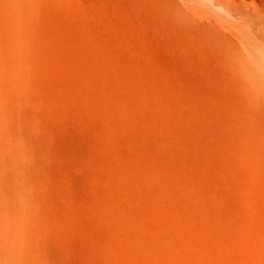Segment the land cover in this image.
<instances>
[{
  "label": "bare ground",
  "instance_id": "obj_1",
  "mask_svg": "<svg viewBox=\"0 0 264 264\" xmlns=\"http://www.w3.org/2000/svg\"><path fill=\"white\" fill-rule=\"evenodd\" d=\"M55 1L56 0H0V218L8 221V223L10 224L11 229H12V234L15 237L19 238V243L17 244V247L14 251H12L10 253L9 252H0V264H25V263L26 264H58V263H56L58 261L57 257H56V259L53 258L54 255H52L53 254L51 252L52 249H50V247L53 248L52 245H55L56 243H57L56 249L59 248L61 254L63 253L65 256V257H62L63 259L59 257L60 260L61 259L64 260V261H62L64 263H62L61 261H58V262H60L61 264L70 263L71 260L69 259V256L72 254L71 244L73 245V242H75L77 240L76 238L79 239L78 242H80V241H81L80 243L83 242V244H82L83 247L85 246V249L83 247H82V249H84L83 252L87 256L84 255L82 257V259L79 258L81 260V263H82V261H84V264H103L100 261L102 257L104 258L102 260L104 261L105 264L107 262V260H106L107 258H108L109 262L111 260L110 264H186L187 262H188L187 264H189V262L193 258H191L189 261L188 259L190 257H188V253L186 254V251L191 246H194V245L193 244L192 245L186 244V242L188 240H189L188 242H190L195 233L193 235L189 234L190 238L192 236L191 239L187 236L188 233L190 231H194L196 229L197 233L195 235L198 234L197 235L198 237L195 236L197 238V239H195V243L191 242V243L195 244V247H193V248H196L198 250L195 251L193 249L194 251L190 252V251H192L191 250L192 247H191L190 251L188 250L189 254L190 253H195V254L198 253V251H199L198 247L199 246L204 247L208 243L207 238H209V237L208 236L206 237L204 233L202 234L201 230H200L202 228L200 226L206 225V224H204V222L207 221V220L206 221L203 220V219H205L203 214L206 215L207 213H209L206 210V209H208L206 206L209 207V205L208 204L205 205L206 203H204V200L205 199L207 200V198H203L202 195L198 196V204L201 206V207L200 206L199 207L201 209L204 208L203 209V210H205L204 212H207V213H203V214L200 213V214H202L203 219L202 218L198 219V217H196L195 214H196L197 210L199 209V207H198V209H193V207H195V206L197 207V200H195V201L193 200L194 194H189V193H188L189 195L186 194V192H185L186 189L184 190L181 186L180 187L182 189H178L177 187H175L177 185L172 186V184H171L172 182L170 183L171 185H169V186H171L170 190H168L169 187L166 188L167 185L163 186V187H165L164 188L165 190L162 189L161 186H162V183L164 181L162 183H161V181H159V183H160L159 184L160 186H159L157 184L158 182L155 183L154 174H156L155 172L157 171V174L161 173L160 175H164V174H162L163 171L160 172V169L158 168L159 172H160V173H158V169L156 167H154L155 165H153V164H151L153 167H150V166L146 167L147 163H145V162L147 160L145 161V157H144V160L141 159L142 157L140 158L139 155L137 156V154H138V152H137V154H135L136 158H133L134 160H132V162H131V160H129L130 162L128 163V162H125L124 160H122L121 159L122 157L119 158V157H117V155L113 156L114 154L110 153V154H113L112 158L115 157V159H112V161L115 160L114 161L115 163L111 162V163H114V166H111L112 164L109 165L110 163H107V159H108V162L111 160V156L107 152L106 155L110 156L109 157L110 160L106 156L107 159L105 161H106V164H108V165H106L105 161H104L105 165H103V166H105V167L107 166L108 167L107 169H108V171L110 170V172L112 169L114 170V172L116 170L117 174H118V175H116V177L120 176V180H117L119 177H117V178L115 177L116 179L111 177L113 172L112 173H110V172L104 173L105 171L103 172L104 176H105V174H107V176L104 177V178H107L106 179L107 181L106 180H103V181H105V183L107 182L109 184H104L105 186L102 185L103 187H105V191L103 190L104 191L103 192L101 189V192H99V196H100L99 200L102 202L101 203L102 205L100 203H98V200H97L98 195L96 194V189L97 188L99 189V187L97 185H99L101 187V184H95L97 186L96 189L92 188L93 185L89 186L90 188L95 190V191H93V190H91V191L93 193L95 192L94 194H96L97 197L94 199H90L91 201L89 199L88 200L86 198L85 199H86V201L91 202V203L94 200L98 203V205L103 206V207H101L103 210L98 211L100 207L97 204L96 205L99 208L97 209L94 206V209H93L92 206L94 204H92L90 206L91 203L90 204L84 203L85 201L83 202V200L81 201L83 203H80L79 200L76 201V199H73V197L71 196V194L69 192H67V193L64 192L66 190H64L63 186H61L62 185L61 183H63L61 181H59V183L61 182L60 183L61 185L58 184L59 186H56V187H62L63 189L60 188L61 189V191H60V189L58 190L55 188L57 191H59L58 194L56 193V190L52 191V190H54L53 186L51 184L52 183L51 180H53V179H51L50 181H49V179L47 180V178H50L48 176H49V173H51V172H49V168H48L49 164L45 163L46 154L43 151L44 150L47 151V145H46L45 141L43 140V137L40 136L39 132H36L39 134L38 136H40L39 137L40 139L39 138L38 139H39V141L41 140V142H42L41 144L44 147V149L42 151L43 152L42 157H40V156L38 157L39 151L37 150L38 151L37 152L35 150L36 146L34 147V145H35L34 140H32V142H30L28 140L29 143L34 142L33 145L27 144V139H26L25 135H23V134H25L24 133L25 130L23 127H26V126H22L23 124L21 122H19L17 120V118L15 119L16 116L13 115V112H16L17 114L19 112H21L22 117L24 114H27L28 118L30 116L31 119H33V121L31 120L32 123L37 124L38 127L41 126V128H42L44 125V120H42L43 118H41V114H40V116L36 114L38 110L41 111V113H47V111H48L49 115H50V112L57 115V111L60 107H62V109L64 108L65 110H67V112L68 111L74 112L73 108L75 106H78V108H79V106H81L82 104L83 105L85 104L84 105V109H85V108H87V106H86L87 103H82V102L84 100H86V101L89 100V98H90L89 96H91V95H92L91 98L96 96L95 98H97L98 100L101 101L102 106L101 105L100 106L102 108L101 111H103L102 115L104 113V115H103L104 117H102V118L107 120V124H108L107 128H109V125L114 128V131H115L114 140L115 139L117 140L118 137L115 138L117 135L116 131L119 130V129L115 130V128H117V127L119 128V126H123V125L126 126L127 125V121L123 117L124 114H127V113H129V114L136 113L137 115L140 114L139 116L142 117L143 119H145L147 122H149V124L150 123L152 124V122L155 121L157 123V125H156L157 127L159 126V123L162 125L164 119L167 118V116L165 118L163 117V121H162L161 115H160L161 117L159 115L158 116L153 115L156 118L152 117L154 119H151V117H149V115L146 114L148 111L145 113V111L143 110L145 102L144 103L142 102L143 105L138 102V101H142V99L141 100L133 99V101L134 102L136 101V103L132 102V100L129 99V96H130V98L133 97L132 95L129 94L132 91H130L129 93H126L125 91H128V90H125V91L122 90V88L124 89V87H122L123 82H121V79L123 78L122 73L124 71H125V73H124L125 78H127V75H129V76L131 75V76H133V78L135 80H137L138 83H140L144 79H140L132 70L131 65H133V64L128 63V60L124 59L120 55L119 46L111 44L113 39L112 40L106 39L107 43H105L104 45L98 43L96 40H92L90 37V35H91L90 31H92L91 29H93V28L89 27L90 31H89V29H85V28L83 29L82 28L83 26L80 27V25L77 24L78 22L77 23L75 22V21H77V20H75V18H73V20H75V21H73V23H72L70 21L71 20L70 14L68 11H66L67 8H65V6H64L65 10L61 9L62 5H61V7H58V8H60V10L57 7H56V9L53 8V7H55V4L53 3ZM103 1H105V2H103L104 5L106 3L105 6H107V5L111 6V1H113V3L118 2L121 4L125 3V2L129 3L130 7L134 9V13L136 15L137 21H140V22L145 21V22L149 23L150 25H154L155 27L161 28V30H163V31H169L168 30L169 26L172 27L176 31L183 30V27H185L190 31L198 32L199 36H202L203 34L206 36L213 35L219 41V45L223 48V54L225 57L224 61H225L227 68L229 69V72L231 73V81L229 80V82H231V83L230 84L227 83V84H229V85L232 84V86H228V87L231 88V87L237 86V85H239V81H242L243 86H247L248 90L253 92L254 94H261V93L264 94V27H262L260 24H258L260 21V15H261L260 13L262 12L261 11L262 6L255 3L254 0H249V4H247V5L246 4H238V3H235L234 1H231V0H207V1H209V6H203V7L198 6L196 4L197 0H186L187 1V2L185 1L186 5L183 7H180V5L178 4L179 0H103ZM244 1L245 0H243V2ZM262 1H263V5H264V0H262ZM51 3L54 4V6L52 5L53 6L52 8H51ZM65 3H67V2H65ZM101 3H102V1H101ZM182 4H184V3H182ZM66 5H68V4H66ZM214 7H218V8L220 7L227 14L236 18L238 23L237 24H230V23L227 24L224 22V23H220L221 27L223 26L222 29H224V30L217 28V25L214 24V21H212L210 19L211 16L208 15L209 14L208 12H211V9ZM69 9H71V8H69ZM110 9H111V7H110ZM109 11H111V10H109ZM109 11H108V13H109ZM78 17H80V16H78ZM91 17H92V14H91ZM93 18H94V16H93ZM116 22H118V21H116ZM111 24L114 25V23H111ZM113 28H115V27H113ZM81 30H85V31H83L84 36L80 34ZM86 30H88V31H86ZM98 31L100 32V29H98ZM98 31H97V33H98ZM218 34L220 35V37ZM99 35H100V33H99ZM92 37H93V34H92ZM217 37H219L220 39ZM217 40H216V42H217ZM159 55H160V53H159ZM48 58L50 60L52 59V61L49 62ZM153 59H154V57H153ZM51 62H53V64L56 62L57 65H58V63L59 64L61 63V64H63V67H64V65H67L68 68H65L63 71L62 70L57 71L54 69L53 64ZM94 62L96 64H99L101 70L96 71L95 68H97V67L99 68V66L96 64L94 65ZM145 62L147 63V61H145ZM155 63H153V65H154V67H157V66H155V65H157V63L156 64ZM158 64H161V61ZM148 66L149 67L151 66V61L149 64L147 63V67ZM161 66H163V69L166 68L162 64H161ZM57 67H59V66H57ZM158 67L160 68L159 65H158ZM57 69H59V68H57ZM163 69L161 68V70H163ZM206 69L207 68H205V70ZM218 69L216 70V67H215V70H216V71H214V72H216L215 74L218 73L217 72V71H219ZM119 70H120V72H119ZM142 70H144V69H142ZM151 70H153V68ZM157 70H158V68H157ZM169 70L170 69H168V71ZM106 71L110 72L111 75L106 73ZM207 71H209V69H207ZM165 73H166V71H165ZM65 74L68 75L71 78L70 80L73 81L72 83L74 85L73 87L76 88V89L74 88L75 90H73V89H71V91H70V89L68 90V88H67L68 85H66V86L63 85V84H65V81H64V83L61 82L62 83L61 84L60 79L58 80L59 83L58 84L56 83L57 81H55L54 76L56 75V78H57L60 75V78H62L61 75L66 76ZM202 74L204 77L206 76L205 71L202 72ZM212 74H214V73L211 72L210 75H212ZM90 75H91V77L96 78V80L98 79V80H102L104 82H108V84H106V86H104L105 88L106 87L107 88L105 89L104 87H101V85L98 86V84H96V83L92 84V83H90L91 80L88 81L84 78V77L90 76ZM140 75H141V73H140ZM147 75H149V74H147ZM155 75H157V74H155ZM163 75L169 78V76L171 74L169 76H167V74H163ZM193 75H191V76L192 77H194L195 75L198 76V74H195L194 76ZM210 75H208L209 80L211 78H213V77L210 78ZM218 75L219 74H217V76ZM157 76L160 77V75H157ZM196 76H195V78H196ZM208 76H206V80H208V78H207ZM217 76H216V79H217ZM158 77H156L157 78L156 81H158V83H155V86H156L155 90L157 92L156 93L154 92V93L155 94L160 93V95H162L161 91H163V89H162L161 83H159L160 82L159 80L163 76H161L160 79ZM174 77H172V78L176 79ZM188 77H190V75ZM185 78H187V77H185ZM218 78H219V76H218ZM128 79H129V77H128ZM147 79L149 80V78H147ZM173 79H171V80H173ZM179 79H180V77H179ZM93 80H94L93 82H95V79H93ZM118 80H120V81H118ZM168 80L170 81V79H168ZM192 80L194 81V83L192 82ZM196 80H198V77L196 78ZM196 80L194 78H191V80H189V81H191V83L188 81L189 85L188 84L185 85L186 88H187V86H189V88H190V86L192 84L193 87L191 86V89H188V91H190V90L192 91V89H194V87H195L194 85L196 83ZM219 80H220V78L218 79V81ZM115 81H118V83H120V82L122 83V84H120L122 87L121 89L119 87V84L116 83V85L118 87L115 85ZM175 81L178 82V80H175ZM181 81L183 83V80H181ZM144 82H143L144 84H148V87L151 86V85H149L150 80L148 83H146V80H144ZM179 82H180V80H179ZM184 82H186V81H184ZM199 82H200V80H199ZM222 82L220 81V83H222ZM232 82L233 83L238 82V83L235 85ZM134 83L135 82H133L132 84H134ZM178 83H176V85H179ZM182 83H180V86H182L181 85ZM201 83H200L201 87H200V85H198L199 86L198 88H200V90H197L196 89L197 87H195V89H196L195 93L197 94V92H198V94L200 95V97H198V98L201 99V102H200V103H202L201 105H204V106L207 104L210 105L211 100L213 101L214 99H212V97H211L210 103H207V102H209L208 97L210 99V96L213 94L210 93V90H206L205 89L206 87L205 88L202 87L204 84V81L203 82L201 81ZM210 83H211V81L209 82V85H210ZM220 83L216 82L217 88H215V89L221 88V87H219L221 85ZM41 84L46 85V86L44 85L45 88H47L46 89L47 91L45 90L46 92L43 89L44 87L41 86L42 87L41 88L39 86ZM159 84H160V86H159ZM184 84H186V83H184ZM256 84H258L259 87L255 86L253 88L251 86V85H256ZM135 85H134V87H135ZM196 85H197V83H196ZM174 86H172L171 89L173 88L174 90H176V89L178 90L180 87V86H177V87H174ZM69 87H70V85H69ZM129 87H127V88H129ZM145 87H146V85L144 86V88ZM182 87H183V89L185 88L184 86H182ZM210 87H213V85L212 86L210 85ZM136 88H135V90H136ZM144 88L143 89L141 87L138 88L136 90L138 93L136 92V93H134V95H136V97L138 98V95L145 94L147 97L146 99L148 100V103L153 105L152 107L156 108L157 111H161L162 113L165 112V113H169V114L173 113V111H170L171 108L168 109V107L164 105V103H163L164 101L162 102V100H160L158 97H154L152 95V91L148 90L150 88L147 89L150 92L148 94H147V90H145L147 87L145 89ZM241 88H242V86H241ZM84 89L87 90L89 93L87 94V92H84L85 91ZM231 89H234V88H231ZM72 90H73V92H72ZM185 90L186 89H184V91L183 90L182 91L185 92ZM223 90L225 91V93H222V94H224L225 98H226V96L228 95L227 93H229L228 92L229 90H228V88L223 89ZM166 91L167 90H165V92ZM217 91L219 92V90H217ZM238 91H240V90L238 89ZM83 92L85 93V95L83 94ZM176 92H178L177 95L180 94V96H184V95L186 96V94L188 93V92L187 93L181 92V93H183V94H181L180 90H178ZM192 92H194V90ZM93 93H95V96L93 95ZM172 93H175V91ZM215 93H216V91L214 92V95H215ZM198 94H197V96H198ZM220 94H221V91H220ZM229 94H232V93L230 92ZM86 95H87L88 99H86L84 97ZM157 95H159V94H157ZM160 95H159V97H160ZM187 95L189 96L190 94L188 93ZM61 96L62 97L64 96L63 97L64 100H62L63 98L59 99V97H61ZM185 96L183 98H185ZM188 96H187V98H188ZM83 97H84V99H83ZM136 97H133V98H136ZM140 97L138 99H140ZM165 97H167V94ZM193 97H196V96H193ZM193 97H192V99H193ZM219 97H221V96H219ZM239 97L241 98V96H239ZM169 98H171V95ZM179 98H181V97H178V99ZM233 98L235 99L234 95H233ZM162 99H163V97H162ZM178 99L177 98L175 100L173 99L175 101L176 106H179L177 104ZM192 99H191V101L194 102L195 98L193 100ZM216 99H219V98H216ZM220 99H222V97ZM98 100H97V102L100 104V102ZM111 100L113 101V103L115 102L118 106V107L115 106L116 108H118L117 111L119 112V115H121V116H119L118 114L116 115V117L119 116L118 120L115 117V114H116V112L114 113L115 110H113V108H111V105L113 103L107 104V102L108 101L111 102ZM143 100H145V99H143ZM176 100H177V102H176ZM186 100H188V99H186ZM232 100L233 99H231L230 96H229V99H228V97L225 99V101L228 103H231V102L233 103ZM191 101L189 103H191ZM214 101H216V100H214ZM222 101L224 102L223 99H222ZM236 101H237V103L240 102L236 98L234 100L235 103H233V107H232V105H228V103H227L228 108H231V107L233 109L236 108L237 107ZM92 102H94V101H92ZM226 102H225V104H226ZM98 103H97V105H99ZM189 103H187V104H189ZM169 104H170V102H169ZM212 104H214V103L212 102ZM217 104H219V102ZM171 105L173 107V103H171L169 107H171ZM189 105L191 108V105H193V103L189 104ZM234 106H236V107H234ZM82 107H81V109H82ZM89 107H92V106H89ZM89 107H88L89 110L87 111V113L92 112V110L90 111L91 108H89ZM115 107H114V109H115ZM200 107H202V106H200ZM200 107H199V109H201ZM206 107H208V106L204 107L205 112L207 110ZM218 108H219V106H218ZM76 109L77 108L75 107V110ZM92 109L94 110L93 107H92ZM176 109H178V108H176ZM184 109H186V108H184ZM202 109H203V107H202ZM202 109L200 110V112L202 111ZM221 109H223V108H221ZM237 109L238 108H236L235 110L239 113V109L238 110ZM35 110H37V111H35ZM86 110L87 109H85V111ZM230 110H231V112L235 111L232 109H230ZM230 110L228 112H230ZM97 111L94 110V112H92V113H96V114L100 113L101 114L100 111L99 112H97ZM174 111H175V109H174ZM178 111H176V112H178ZM181 111H183V110H181ZM197 111L199 112L198 109H197ZM208 111H209V109H208ZM59 112H61V111H59ZM161 112H159V113L162 114ZM198 112H197V114H198ZM202 112L204 114V111H202ZM231 112L229 113L230 116H231ZM175 113H173V114H175ZM212 113L214 115L213 110H212ZM212 113H210V114H212ZM233 113H235V112H233ZM238 113H235L234 116H236V117L240 116V115H238ZM28 114H29V116H28ZM62 114L64 115V112H62ZM70 114H71V112H70ZM74 114H75L74 116H76V117L78 116L77 110H76V113H74ZM157 114H158V112L156 113V115ZM186 114H188V113L186 112ZM210 114H206L204 116L205 118L202 116L201 117L207 120L206 116L207 115L212 116ZM10 115L11 116L13 115V118ZM66 115H67V113H66ZM98 115H96V118L98 117ZM192 115H194V114H192ZM60 116H62V115H60ZM60 116H58L59 118H61L60 120H62L63 123L64 122L66 123L67 120L65 118L68 116L65 117V115H64L65 120H63L62 117H60ZM180 116H181V122L183 123L184 126H186L190 122V120H188L187 116L184 113H182L178 117H180ZM234 116H232V117L235 118ZM79 117H81V111H80V116H78L77 118H79ZM99 117H100V115H99ZM132 117H133V115H132ZM53 118L58 120V118H56V117H53ZM53 118L51 117V119H53ZM102 118H100V119H102ZM199 118H200V115H199ZM209 118H211V117H209ZM97 119H99V118H97ZM237 119L240 122L236 123V126H240L238 129L241 130L243 125L241 124V120H239V118H237ZM80 120L82 121V119H80ZM173 120H172V122L170 121L171 124L167 120L168 125L169 124L172 125V126L169 125L168 128L172 129L173 125L174 126L177 125L178 121L176 124H174L176 121L174 122ZM130 121L131 120H129V122ZM260 121H261V119H260ZM23 123H24V121H23ZM165 123H163V124H165ZM34 124L32 125L33 127H34ZM131 124H132V128H134L133 125L135 123L130 122V126H131ZM128 125H129V123H128ZM202 125H204V124H202ZM258 125L256 126V127H259L258 130L260 129V132L264 134L263 123L260 122V125L259 126ZM165 126H166V124H165ZM189 126H190V124H189ZM68 127H70V125ZM20 128L24 131L21 130L19 132V134H16V130H19ZM30 128L28 129V131H30ZM149 128L152 129L151 127H149ZM191 128H193V127L191 126ZM35 129L38 131V129L36 127H35ZM43 130H44V127H43ZM43 130H41V131H43ZM104 130H107V129L104 128ZM127 130H129V129H127ZM165 130H166V128H165ZM240 130H238V132ZM258 130H256V131L258 132ZM172 131H174V127H173ZM43 132H41V133L43 134ZM119 132H121V131H119ZM129 132L127 131L125 133L130 134L131 132L130 133ZM245 132L248 135V137L249 136L251 137L253 135V134L251 135L252 131L247 130ZM106 133H108V132H106ZM123 133H124V131H123ZM123 133H121V135ZM171 133L168 132V134H171ZM258 134H257V136H258ZM21 135H22V137H21ZM118 135L120 136V134H118ZM240 135H241V133H240ZM23 136H24V139H22ZM38 136H36L35 139ZM100 136L101 135H99V137ZM122 136H120V137H122ZM32 137H34V136H32ZM102 137H101V139H103ZM106 137H108V135ZM167 137H168V135H167ZM111 138L113 139V137H111ZM256 138L262 139V136L260 135L259 137H256ZM256 138H254V139H256ZM31 139H34V138H31ZM112 139H109V137H108V140L107 139L106 140L108 142L109 140H112ZM258 140H255V141L258 142ZM261 141L262 140H259V143ZM263 141H264V139H263ZM122 142H124V141H122ZM125 142H128V141L126 140ZM125 142H124V144H125ZM168 142H170V141H168ZM175 142H177V141H175ZM185 142H186V140H185ZM111 143H113V142H111ZM119 143L120 142H118V144ZM115 144L117 145V143H115ZM131 144H129V142H128V145L127 144L126 145L128 146V148H130L129 145L131 146ZM180 145L182 146V143ZM180 145L179 146L176 145V147L179 148V147H181ZM261 145H264L263 142H262V144H260V146ZM105 146H107V144ZM109 146H107V147H109ZM112 147H113L112 148V150H113L114 146H112ZM131 147H133V145ZM133 148H135V147H133ZM252 148H254V147H252ZM109 149H111V148L109 147ZM104 150H103V154H105ZM134 150H136V149H134ZM35 151H36L37 157H38L37 160L39 161V163H38V161L36 163L40 164V166L38 164H36L38 168L34 167L35 163H33L34 166L32 165V161H35L34 160L35 159L34 157L36 155ZM253 151L255 152V150H253ZM146 152H148V151H146ZM116 154H119V153H116ZM146 154L148 155V153H146ZM254 154H251L252 156L249 155L250 158H252V159H250L251 162H254L253 161L255 159L253 157ZM101 156H103V155L101 154ZM49 160L50 159H48L47 162H49ZM259 160L260 161L258 163L260 164V162L263 163L264 159H262V157H261ZM143 161H145V162L143 163ZM159 162H160V160H159ZM101 163H102V161H101ZM252 164L254 165L255 163H252ZM259 164L254 165V166H256V169H257V171H259L260 175L264 176V168H262ZM160 165H162V164H160ZM94 166L96 167V165H94ZM34 168L40 169V171L45 175L46 178L45 177H44L45 179L39 178L37 176L38 173L35 172ZM100 168H97L98 171H101L102 168H104V167H102L101 169ZM184 168H186V167H184ZM40 171L38 170L39 174H40ZM239 171H241L243 173L244 178H250V176L247 175L248 173L243 168L240 169ZM21 172L23 173V176L25 175V179H23V180L21 178L22 175H19ZM34 172L37 175H35ZM98 173H101V172H98ZM69 174H70V172H69ZM149 174H151V177L149 176ZM157 174H156V177H157ZM189 174H191V173H189ZM239 174H241V173H239ZM52 175H54V174H52ZM108 175H110V176H108ZM145 175H148L147 180L149 177L152 179V176H154L153 177L154 180H151L153 182H148V181H150V179L147 181L145 178L146 177ZM6 176H7V178H8V176H10L12 180L10 179V177L8 180L5 179ZM98 176H99V174H98ZM101 176L103 177V175H101ZM113 176H115V175H113ZM192 176H194V175H192ZM230 176L231 175H229V177ZM158 177H160V176L158 175ZM62 178H64V177H62ZM164 178H166V177H164ZM193 178H195V176ZM113 179H115V180H113ZM175 179H176V177H175ZM246 180H249V179H246ZM8 181L12 185H14V187H16V188L12 189L10 184L8 183ZM96 181H98V180H96ZM184 181H185V179H184ZM206 182H209V180H206ZM260 182L258 181V183L261 184V185L260 184L259 185L261 187L263 186L262 187L263 192H261V191L258 192L257 190L254 191L255 193L256 192L257 193H256V195L253 194V195H255V198L253 200L254 204H252V206L254 205L256 207V209H259V210H261V212L264 213V180H262ZM68 183H70V182H68ZM139 183H141L144 186V187L142 186V189L145 188L144 190L146 191V192H144L145 194L141 191L142 194L145 196V197L143 196L145 198L144 200L142 199L143 202L140 201L141 199L138 200V197H141V195H142L140 191H137V189H141V187L138 188ZM54 184H56V183H54ZM165 184H167V182ZM106 185H107V187H110V189L108 188L109 189V192L107 193L108 195H105L106 194L105 193L106 192ZM51 186H52V188H50ZM201 186H199V187L201 188ZM65 187H66V185H65ZM231 187L232 186H230V188ZM48 188H50V190L52 189L51 190L52 192H55L58 195V197L60 196L64 200V205L61 207L62 210L60 209L61 212L59 215H57V213H56L57 211H55V214H49L47 211L49 207L48 208H46V206H44L45 208L42 207V196L44 198L50 196L47 198V200L49 201V198H51V196L53 197V194H54V193L52 194L51 191H50V193H48L49 191L45 192V191L49 190ZM71 189H70V191H71ZM197 189H198V187H197ZM62 190H64V191H62ZM192 191H190V192L192 193ZM195 192H197V190H195ZM204 192H205V190H204ZM213 192L214 191H212V193ZM239 192H241V191H239ZM251 192H253V190ZM193 193H194V191H193ZM208 194H209V197L213 196V195L210 196L211 191H210V193L208 192ZM129 195L132 196L131 198H133V199H130ZM215 196L218 197L217 195H215ZM54 200H55V198H54ZM57 200H58V203L59 202L61 203L60 199H57ZM57 200L55 201V203H57ZM136 200H138V203ZM165 200H167V201H165ZM212 201H215V200L212 199ZM45 203H46V200L44 201L43 204H45ZM93 203H95V202H93ZM215 204H216V202H215ZM137 205H138V208L136 207ZM47 206H53V205L52 204L49 205V203H48ZM88 207H89V209H88ZM227 207H229V205H227ZM125 208H126V210H124ZM42 209L43 210L46 209L47 212L46 211L43 212ZM129 209H135V210H133L135 213H137V212L140 213L141 210H142V212L147 211L146 213L151 214V216H147V217L152 218L150 220L153 221L152 222L153 225H150L152 223H151V221L148 222V219H147V221L145 220V218H147L146 217L147 214H144L143 216H145V218L142 219L143 216L139 217L140 214L138 216V214H135V213H134V215H135L134 216L132 214L131 210H129ZM137 209H138V211H137ZM139 209H141V210L139 211ZM162 209H164V210H162ZM165 209H167L169 214H168V212L167 213L165 212ZM96 210H97V214L95 215ZM118 210H119V212H118ZM122 210H124V211H122ZM160 210H162L163 213ZM51 211H49V212L51 213ZM82 211L84 213L89 212V211L93 213V216H92V213H89L91 220L93 219L92 220L93 225H90L91 227L89 226V224H91L92 222L88 223V226H86L87 222L85 221L86 224L83 223L84 217L80 218L84 215V213ZM98 212H99V214H98ZM125 212H127V213L125 214ZM145 212H143V213H145ZM159 212H160V214L162 213L163 215H165V214H167V215H165V217H162V216H160ZM118 213H120V215ZM228 213H231V212L228 211ZM228 213H227V215H228ZM75 214L79 215V216L78 215L77 216H78L80 221L77 219V216H75ZM100 214H101V217L98 216ZM121 214H122V216H124V215L126 216L127 219H125V220H128V222H129L128 224L130 226L125 225L127 223L123 222L124 217L121 218L122 217ZM207 215H209V214H207ZM119 216L123 220H121L119 218ZM92 217H94V218H92ZM96 217H97V219H96ZM99 217L101 219H98ZM243 217H246V216H243ZM256 217L257 216H255V218ZM209 218H211V217H209ZM95 219L98 220L99 223H102L100 220H103L105 222L104 224L102 223L103 225H105L107 223L112 228L116 227V229L115 228L113 229L114 231H112V228L110 227V229H111L110 231H112V232H109V233L105 232L104 233L106 235V239L104 238L105 241L103 240L104 241L103 245L101 244L102 243L101 238L104 236V234H100L101 235L100 239L97 236H95V239H94L90 236V234H92V233L88 231L90 233L89 234L86 231V230H89L86 228H90V230L91 229L94 230V225L95 226L97 224L99 225L98 222H97V224H95L96 223ZM201 219L203 221L202 223H201ZM258 219L257 218H256V220L253 219L252 222L254 225H251L252 228H255L256 230L252 232V230H247V228L245 227L246 238L243 236L245 239L243 240V238H241V240H243V242L245 244L244 249L246 251V256L248 255V257L250 256L249 258H252L255 255L257 257L256 264H264V222H262ZM84 220H86V219L84 218ZM122 222H123V224H122ZM200 223H201V225H200ZM234 223H236V222H234ZM149 225L151 226V229L153 226L152 231H154V232L151 231V229L149 228ZM92 226H93V228H92ZM99 226H101V225H99ZM99 226H96V227L98 228ZM207 226H208V223H207ZM253 226H255V227H253ZM107 228H109V227H107ZM209 228L210 227L208 226V229ZM93 230H92V232H93ZM96 230L97 229H95L94 233H96ZM103 230H105V228H103ZM103 230H100L99 233L104 232ZM203 230H205V229H203ZM210 231L211 230L209 229V232ZM97 232H98V230H97ZM186 238H188V239H186ZM74 239H76V240L74 241ZM232 239H233V237H232ZM236 239H238V238L236 237ZM94 240L95 241L100 240L99 244L102 245L101 248L99 245H98V247L95 246L96 248H94V246L92 248V244L95 245V243H97V241L95 242ZM51 242H52V245H51ZM78 242H77V244H78ZM91 242H93V243H91ZM80 243H79V245H80ZM202 244L204 246H202ZM90 245H91V247H90ZM185 245L186 246L191 245V246L190 247L187 246L188 247V249H187V247ZM235 245H237V243ZM196 246H198V247H196ZM183 249H184V251H182ZM57 251H58V249H57ZM57 251L55 252V254L58 253ZM205 251H207V250H205ZM212 251H213V249H212ZM233 251L234 252L237 251V253H238L239 250L234 249ZM214 252L215 251H213L212 253L211 252L209 253V257L207 258L208 262L205 259L207 264L208 263L209 264H218L216 259H218L219 256L216 255L218 257V258H216V256H215L216 252L215 253ZM199 253H198V255H199ZM67 254H68V256H67ZM183 254L185 255L184 257L182 256ZM58 255H60V254L58 253ZM200 255H201V253H200ZM241 255H242V253H241ZM66 256L68 257L67 261H69V262L65 261L64 258H66ZM77 256L81 257L79 255H77ZM104 256H107V257L105 258ZM192 256H195V255L192 254ZM179 257L181 259H183V258L185 259V257H188L185 260L186 263H185V261H182ZM201 257H203V256L201 255ZM201 257L198 258L199 259L198 262L201 261L200 259H203ZM249 258H248V260L250 261ZM79 259H77V258L75 259V257H74V261H73L74 263L73 262H71V263L72 264H76V263L81 264V263H78ZM83 259H86V261ZM194 259L197 260L196 257H194ZM105 260H106V262H105ZM22 261H24V262L22 263ZM203 261H204V259H203ZM198 262H196V263H198ZM227 262L228 261H226V264H227ZM196 263L192 262V264H196ZM230 263L232 264L231 261H230ZM107 264H109V263L107 262Z\"/></svg>",
  "mask_w": 264,
  "mask_h": 264
},
{
  "label": "rangeland",
  "instance_id": "obj_2",
  "mask_svg": "<svg viewBox=\"0 0 264 264\" xmlns=\"http://www.w3.org/2000/svg\"><path fill=\"white\" fill-rule=\"evenodd\" d=\"M64 1V2H63ZM101 1H102V3H101ZM181 1V2H180ZM185 1L186 0H179L178 1V4L180 5V7H183V6H185L186 5V3H185ZM231 1H234L235 3H238V4H249V0H245L244 2H243V0H231ZM65 2H67V3H65ZM103 2H105V1H103V0H56L55 2H53L54 4H55V7H53L54 6V4L53 3H51V8L53 7V8H55L56 9V7L58 8V7H61V5H62V7H61V9H63V10H65V8H67L66 9V11H68L69 12V14H70V21L73 23V21H75V20H77V21H75L78 25H80V27L81 26H83L82 28L84 29H89V31H90V28L89 27H91V28H93V29H91L92 31H90L91 32V35H90V37H91V39L92 40H96L98 43H100V44H105V43H107V40L106 39H110V40H112V42H111V44H114V45H118L119 46V53H120V55L124 58V59H127L128 60V63H131V64H133V65H131V67H132V70L134 71V73L140 78V79H144V80H146V83H148L149 82V80H150V84L149 85H151L150 87H148V84H144L145 82H144V80H142L140 83H138L137 82V80H135L134 78H133V76H129V75H127V78H125V75H124V73H125V71L122 73L123 75V80L121 79V82H123V84L125 85H123L121 82L120 83H118V81H120V80H118V81H115V85H116V83L117 84H119V87H120V89L122 88V87H124V89L122 88V90H128V91H125L126 93H129L130 91H132V92H130L129 94L130 95H132L133 97H136V95H134V93H136L137 91V89L138 88H144V86L146 85V89L145 90H147L148 88H150V89H148V90H150V91H152V95L154 96V97H158L160 100H162V102L164 103V105L165 106H167L168 107V109L169 108H171L170 109V111H173V113H175L176 111H178V112H176L175 114H173V113H165V112H161V111H157V109L156 108H154V107H152L153 105H151L150 103H148V100L146 99L147 97H146V95L145 94H143V95H138V98L140 97V99H138L137 97V99L136 98H133V97H131L130 98V96H129V99H131L132 100V102H134L133 101V99H135V100H141L142 99V101H138L139 103H141L142 105H143V103L145 102V105H144V107H143V110L145 111V113L147 114V115H149V117H151V119H154V118H152V117H155V116H162V121H163V117L165 118L166 116H167V118H165L164 119V121H163V123H165L166 124V126H165V124H163L162 123V125L159 123V126L157 127L156 125H157V123L154 121V122H152V124L150 123L149 124V122H147L145 119H143L142 117H140L139 115L140 114H136V113H131L132 115H133V117H132V115L131 114H129V113H127V114H124L123 115V117L126 119V121H127V125L125 126V125H123V126H119V128L117 127V128H115V130H117V129H119V130H117L116 131V137L115 138H117V140L115 141L114 140V134H115V131H114V128L112 127V126H110L109 125V128H107L108 127V124H107V120L106 119H103L102 117H104L103 115H104V113H103V115H102V112L103 111H101L102 110V108H101V101L100 100H98L97 98H95L96 96H95V93H93V95L95 96V97H93V98H91L92 97V95L91 96H89L90 98H89V100H84L82 103H87L86 104V106H87V108H85V109H87L86 111H85V109H84V105L82 104L81 106H79V108H78V106H75L77 109V113H78V116H80V111H81V117H79V118H77L76 116H74L75 114L74 113H76V110H75V107L73 108V110H74V112H72V111H68L67 112V110H65L64 108V110L62 109V107H60L59 109H58V111H57V115H55V114H53V113H51L50 112V115H49V112L47 111V113H41V111H37V110H35V111H37V115H39L40 116V114H41V118H43L42 120H44V125H43V127H44V130H43V127L41 128V126H39L38 127V125L37 124H34V123H32V121H33V119H31V117L29 116V114H28V116H29V118L27 117V114H24L23 115V117H22V113L21 112H19L18 114L16 113V112H13V115L14 116H16L15 117V119L17 118V120L19 121V122H21L23 125L22 126H26V127H23L24 128V130H25V134H23V135H25V137H26V139H27V144H30V145H33L34 144V142L33 143H29V141L30 142H32V140H34L35 141V145H34V147L36 148H34L39 154H38V157L40 156V157H42L43 156V152L46 154V157H45V163L47 164H49V166H48V168H49V172H51V173H49V176L48 177H50V178H47V180L49 179V181L51 180V179H53V180H51V184H52V186H53V189L54 190H52V191H55L56 189H63L64 188V190H66V191H64V190H62V191H64V192H69L70 194H71V196L73 197V199H76V201H78L79 200V202L80 203H83L84 201V203H91V202H88V201H86V199L88 200H90V199H94V198H96L97 197V195H98V197H97V200H98V203H102L99 199V192H101V189H102V191L104 190L105 191V187H103L102 185H104V184H109V183H105V181H103V180H106L107 178H104V177H106L107 176V174H105V176H104V174H103V172L104 173H106V172H110V170L108 171V167L106 166H103V165H105L106 164V159L107 158H109L110 156H111V160H110V158H109V162H108V159H107V163H110L109 165H111V166H114V161H112V159H115V157L114 158H112V155L113 156H115V155H117V157H119V158H121L122 160H124L125 162H130L129 160H131V162H132V160H134L133 158H136V156H135V154H137V152H138V154H137V156L139 155V157L141 158V159H143L144 160V157H145V161H143V163L145 162V163H147V165H146V167L147 166H150V167H153L151 164H153V165H155L154 167H156L157 169L159 168L160 169V172H162V174H164V175H160L161 173L159 172V169H158V173H160V174H157V171L155 172L156 174H157V177H158V175L161 177H156V174H154V176H152V179L150 178L151 177V174H149V178H148V180L150 179V181H148L147 180V177H148V175H145L146 177V180L148 181V182H153V181H151V180H154L155 179V183L156 182H158L157 184L159 185L160 183H159V181H161V183L164 181H166L167 182V184H165L164 182V184L162 183V189H164L165 187H163V186H166V188L167 187H169V189L168 190H170L171 188V186H169V185H171L172 184V186H175V185H177V186H175V187H177L178 189H186V194H194V197H193V200L195 201V200H197V207L195 206V207H193V209H198V207L200 206L199 204H198V196L199 195H202V197L203 198H207V200L205 199L204 200V203H206L205 205H209V207L208 206H206L208 209H206L209 213H207V212H204L205 210H203V209H201L200 207H199V211L197 210V212H196V214H195V216L196 217H198V219L199 218H202L203 216L205 217V219H203L204 221H206V222H204V224H206V225H201V223L203 222L202 221V219H201V223H200V227H202L200 230H201V233L203 234H205V236L207 237H209V238H207L208 239V243H207V245L206 246H204L203 244H202V246H204V247H201V246H199L198 244V246H196V247H198L199 248V251H198V253L200 252L201 253V255L203 256V257H201V255H200V253H199V255H198V253H190L189 254V251H190V248H191V250L192 251H190V252H193L194 250L195 251H197L198 249H196V248H193V247H195V239H197L196 237H198L197 235H195L196 233H197V230L195 229L194 231H190L189 233H188V237H189V234H191V235H193L194 233V235H193V238H192V236H191V241L190 242H186V244H193L194 246H188V247H190L189 249H188V247H187V249L189 250H185L186 251V254L188 253V257H190L188 260L190 261V259L191 258H193V259H191V261L189 262V264H192V262L193 263H196V262H198L199 261V257H201V258H203L204 259V261H203V259H200L201 261L200 262H198V263H196V264H207V258L209 257V253L211 252H213V251H215L216 252V254H215V256L217 255V256H219V258L216 256V258H218V259H216L217 260V263L218 264H226V261H228L227 262V264H229L230 263V261L232 262V264H256V262H257V257L254 255L252 258H249L248 257V255L246 256V251H245V249H244V242H243V240L246 238V234H245V227L247 228V230H252V232L253 231H255L256 229L255 228H252V226L251 225H254L253 224V219H255L256 220V218L258 219V220H260V221H262V222H264V213L263 212H261V210H259V209H256V207L253 205L252 206V204H254V198H255V195H256V193L254 192V191H261V192H263V186L261 187L260 185V181H262V180H264L263 178H264V176H262V175H260V173H259V171H257V169H256V166H254V165H258L259 163V159L262 157V159H264V145H261L260 146V144H262V142H263V144H264V141H263V139H264V134L263 133H261L260 132V129L258 130V128L259 127H256L258 124L260 125V122L261 123H263V125H264V94L263 93H261V94H254L253 92H251V91H249L248 90V88H247V86H243V82L242 81H239V85H237V86H234V87H231V88H234V89H231L230 87H228V86H232V84L231 85H229L231 82H229V80L231 81V73L229 72V69L227 68V66H226V64H225V61H224V54H223V48L219 45V41L213 36V35H208V36H206V35H202V36H199L198 34V32H196V31H190V30H188L187 28H185V27H183V30H179V31H176V30H174L172 27H168V30L169 31H163V30H161V28H159V27H155L154 25H150L149 23H147V22H143V21H137V19H136V15H135V13H134V9L133 8H131L130 7V5H129V3H118V2H114L113 3V1H111V6H105L106 5V3H105V5L103 4ZM180 2V3H179ZM187 2V1H186ZM240 2V3H239ZM254 2L255 3H257V4H259L260 6H262V9H261V15H260V21H259V23L258 24H260L262 27H264V5H263V1L262 0H254ZM64 5H63V4ZM72 3V4H71ZM96 3V4H95ZM113 3V4H112ZM182 3H184V4H182ZM66 4H68V5H66ZM70 4V5H69ZM196 4L198 5V6H201V7H203V6H209V1H207V0H197L196 1ZM53 5V6H52ZM75 5V6H74ZM91 5V6H90ZM95 5V6H94ZM64 6H65V8H64ZM125 6V7H124ZM73 7V8H72ZM109 9H108V8ZM110 7H111V9H110ZM69 8H71V9H69ZM128 10H127V9ZM54 9V10H55ZM59 10H60V8H58ZM211 9V8H210ZM109 10H111V11H109ZM220 10V11H219ZM108 11H109V13H108ZM120 11V12H119ZM214 11V12H213ZM219 11V12H218ZM73 15H72V14ZM104 13V14H103ZM209 14L208 15H210L211 17H210V19L212 20V21H214V24L215 25H217V28H220L221 30H224V29H222L223 28V26L221 27V24L220 23H227V24H237L238 23V21H237V19L236 18H234L233 16H231V15H229V14H227L223 9H221L220 7L218 8V7H214V8H212L211 9V12H208ZM212 13V14H211ZM217 13V14H216ZM79 14V15H78ZM86 14V15H85ZM91 14H92V17H91ZM73 17H72V16ZM219 15V16H218ZM227 15V16H226ZM78 16H80V17H78ZM89 16V17H88ZM93 16H94V18H93ZM214 16V17H213ZM224 18H223V17ZM262 16V17H261ZM85 17V18H84ZM216 17V18H215ZM73 18H75V20H73ZM218 18V19H217ZM262 18V19H261ZM85 19V20H84ZM104 20V21H103ZM222 20V21H221ZM116 21H118V22H116ZM218 21V22H217ZM220 21V22H219ZM90 22V23H89ZM134 22V23H133ZM140 22V23H139ZM97 23V24H96ZM106 23V24H105ZM111 23H114V25L113 24H111ZM219 23V24H218ZM95 26H94V25ZM116 24V25H115ZM119 24V25H118ZM92 25V26H91ZM100 25V26H99ZM87 27V28H86ZM98 27V28H97ZM113 27H115V28H113ZM125 27V28H124ZM97 28V29H96ZM112 28V29H111ZM95 29V30H94ZM98 29H100V32L98 31ZM103 29V30H102ZM98 31V33H97V31ZM83 31H85V30H81V32H80V34L81 35H83L84 34V32ZM86 31H88V30H86ZM106 31V32H105ZM118 32V33H117ZM148 32V33H147ZM183 32V33H182ZM99 33H100V35H99ZM110 33V34H109ZM144 33V34H143ZM92 34H93V37H92ZM116 35V36H115ZM118 35V36H117ZM219 35V34H218ZM84 36V35H83ZM101 36V37H100ZM114 36V37H113ZM129 38H128V37ZM99 37V38H98ZM127 39H126V38ZM219 37H220V35H219ZM219 37H217V38H219ZM94 38V39H93ZM96 38V39H95ZM159 38V39H158ZM101 39V40H100ZM117 39V40H116ZM220 39V38H219ZM216 40H217V42H216ZM160 41V42H159ZM164 41V42H163ZM119 43V44H118ZM160 44V45H159ZM164 45V46H163ZM173 45V46H172ZM122 46V47H121ZM122 51V52H121ZM159 53H160V55H159ZM151 56V57H150ZM162 56V57H161ZM153 57H154V59H153ZM161 57V58H160ZM158 58V59H157ZM149 59V60H148ZM160 59V60H159ZM216 59V60H215ZM48 60H49V62L50 61H52V59L50 60L49 58H48ZM159 60V61H158ZM145 61H147V63L149 64L150 63V61H151V66L149 67H147V63L145 62ZM160 61H161V64L162 65H164V67H166V68H164L163 69V66H161V64H158V63H160ZM165 61V62H164ZM54 62V61H53ZM53 62H51L52 64H53ZM145 62V63H144ZM157 63V65H155V66H157V67H154V65H153V63ZM50 63V64H51ZM155 63V64H156ZM55 64V65H54ZM53 64V67H54V69L55 70H64L65 68H68L67 67V65H64V67H63V64H59L58 63V65H57V63L55 62ZM96 63L94 62V65H95ZM136 64V65H135ZM146 64V65H145ZM96 65H98L99 66V64H96ZM158 65L160 66V68L158 67ZM57 66H59V67H57ZM136 66V67H135ZM147 68H145V67ZM206 66V67H205ZM56 67V68H55ZM95 67V66H94ZM97 67V66H96ZM170 67V68H169ZM204 67V68H203ZM215 67H216V70L218 69L219 71H217L218 73L217 74H219L218 76H219V78H220V80L218 81V76H217V74H215L216 72H214V71H216L215 70ZM57 68H59V69H57ZM134 68V69H133ZM150 68V69H149ZM153 68V70H151ZM157 68H158V70H157ZM161 68L163 69V70H161ZM170 69L169 71H168V69ZM205 68H207V69H209V71H207V69L205 70ZM96 69V71L98 70H101V68H100V66H99V68L97 67V68H95ZM137 69V70H136ZM142 69H144V70H142ZM214 69V70H213ZM142 72H141V71ZM146 70V71H145ZM161 70V71H160ZM213 70V71H212ZM165 71H166V73H165ZM205 71V74H206V76H208V75H210L211 74V72L212 73H214V74H212V75H210V78L211 77H213V78H211L210 80H209V76L207 77L208 78V80H206V76L204 77L203 76V74H202V72H204ZM226 71V72H225ZM119 72H120V70H119ZM210 74H209V73ZM106 73H108V74H110L111 75V73L110 72H108V71H106ZM120 73V74H121ZM140 73H141V75H140ZM169 73V74H168ZM201 73V74H200ZM128 74V73H127ZM147 74H149V75H147ZM155 74H157V75H160V77L161 76H163L161 79H160V77H158L157 75H155ZM163 74H167V76H169L170 74L172 75H170L169 76V78L168 77H166V76H164ZM195 74H198V76H196V78L198 77V80H196V78H195V76L194 75ZM66 75V74H65ZM190 75V77H188ZM191 75H193L194 77H192ZM217 76V79H216V76ZM58 76V75H57ZM175 76V77H174ZM178 76V77H177ZM215 76V77H214ZM223 76V77H222ZM55 77V81H57L56 83L58 84L59 82H58V80L60 79V83L62 82V83H64V81H65V84H63L64 86H66V85H68L67 86V88H68V90L70 89V91H71V89H73V90H75L76 88L75 87H73L74 85H73V81L72 80H70L71 78L68 76V75H66V76H62L61 75V77L62 78H60V75L56 78V75L54 76ZM66 77V78H65ZM128 77H129V79H128ZM156 77H158L160 80V82L159 83H161V85H162V89H163V91H161V93H162V95H160V93H157V94H159L160 95V97L162 96L163 97V99H162V97L160 98L159 97V95H157V94H155L157 91L155 90V88H156V86H155V83H158V81H156L157 80V78ZM166 77V78H165ZM172 77H174V78H176V79H173ZM179 77H180V79H179ZM185 77H187V78H185ZM86 80H91V82L90 83H92V84H94V83H96V84H98V86H100L101 85V87H104V86H106V84H108V82H104V81H102V80H96V78H93V77H91V75L90 76H86V77H84ZM146 78V79H145ZM147 78H149V80L147 79ZM155 78V79H154ZM191 78H194L195 80H196V83H197V85H196V83H195V87H197L196 89L197 90H200V88H198L199 86L198 85H200V83H201V81L203 82L204 81V84H203V86L202 87H206L205 89L206 90H210V93H212L213 95H211L210 96V99H209V97H208V100H209V102H207V103H210V100H211V97H212V99H214V100H216V101H212L211 100V103H210V105H205V106H208V107H206V112H205V106L204 105H201L202 103H200L201 102V99L200 98H198V97H200V95L198 94V92H197V94H198V96H197V94L195 93V91H196V89H195V87H194V89H192V91L194 90V92H192L191 90L190 91H188V89H191V86H192V84H191V86H190V88H189V86H187V88H186V86L185 85H189V83H188V81L189 80H191ZM223 78V79H222ZM63 79V80H62ZM93 79H95V82H93L94 80ZM134 79V80H133ZM168 79H170V81L168 80ZM171 79H173V80H171ZM186 79V80H185ZM128 80V81H127ZM155 80V81H154ZM175 80H178V82H179V80H180V82L178 83L177 81H175ZM181 80H183V83H182V81ZM199 80H200V82H199ZM206 80V81H205ZM234 80V79H233ZM71 81V82H70ZM127 81V82H126ZM164 81V82H163ZM168 81V82H167ZM173 81V82H172ZM184 81H186V82H184ZM211 81V83H210V85L212 86L213 85V87H210V85H209V82ZM220 81L222 82V83H220ZM235 81V80H234ZM99 82V83H98ZM104 82V83H103ZM132 82H135L134 84H130V83ZM144 82V83H143ZM178 83L179 85H176V83ZM190 83H191V81H189ZM192 82L194 83V81L192 80ZM216 82L218 83H220L219 85V87H221L220 89H215V88H217L216 87ZM61 83V84H62ZM103 83V84H102ZM129 85H128V84ZM154 83V84H153ZM166 83V84H165ZM172 83V84H171ZM175 83V84H174ZM180 83H182L181 85L182 86H184L185 88L184 89H186L185 90V92H183L184 91V89H183V87L182 86H180ZM184 83H186V84H184ZM199 83V84H198ZM227 83H229V84H227ZM233 83V82H232ZM238 83V82H237ZM237 83H233V84H237ZM72 84V85H71ZM105 84V85H104ZM120 84H122V87H121V85ZM136 84V85H135ZM139 84V85H138ZM171 84V85H170ZM175 86H174V85ZM184 84V85H183ZM202 84V83H201ZM206 84V85H205ZM45 84H41V85H39L40 87L42 86V87H44L43 89H44V91L47 89V88H45V86H44ZM69 85H70V87H69ZM131 85V86H130ZM134 85H135V87H134ZM242 86V88H241V86ZM117 86V85H116ZM130 86V87H129ZM133 86V87H132ZM138 86V87H137ZM153 86V87H152ZM155 86V87H154ZM159 86H160V84H159ZM168 86V87H167ZM172 86H174V87H177V86H180L179 87V89L178 90H180V93L181 92H183V93H189L190 95L188 96L187 94H186V96H185V98H183L184 96H180V94H178L177 95V93L178 92H176V91H178L177 89L176 90H174L173 88V90L175 91V93H172V92H174L172 89H171V87ZM253 88L256 86V87H259V85L258 84H256V85H251ZM41 87V88H42ZM118 87V86H117ZM127 87H129V88H126ZM137 87V88H136ZM193 87V86H192ZM200 87H201V85H200ZM242 89H240V88ZM75 88V89H74ZM105 88V87H104ZM107 88V87H106ZM105 88V89H106ZM134 88V89H133ZM135 88H136V90H135ZM170 88V89H169ZM228 88V92L230 93H232L233 95H234V97H235V99L237 98V100H239L238 102L240 103H237V101H236V106H234V107H236V108H238L239 109V113L235 110L236 108H232L233 107V103H235L234 102V98H233V95L232 94H229V93H227L228 95L226 96V98L228 97V99H229V96H230V98L231 99H233L232 101H233V103L231 102V103H228V102H226L225 101V95L224 94H222V93H225V91L223 90V89H227ZM183 91H182V90ZM203 89V88H202ZM222 89V90H221ZM238 89L240 90V91H238ZM246 89V90H245ZM73 90H72V92H73ZM85 90V89H84ZM147 90V94L148 93H150L149 91ZM155 90V91H154ZM165 90H167L166 92H165ZM217 90H219V92L217 91ZM236 92H235V91ZM47 91V90H46ZM45 91V92H46ZM83 91V90H82ZM135 91V92H134ZM216 91V93H215V95H214V92ZM220 91H221V94H220ZM84 92H87V94L89 93L87 90H85ZM83 92V94L85 95V93ZM155 92V93H154ZM165 94H164V93ZM133 93V94H132ZM138 93V92H137ZM172 93V94H171ZM183 93H181V94H183ZM193 93V94H192ZM195 93V94H194ZM218 93V94H217ZM128 94V95H129ZM166 94H167V97H165L166 96ZM175 96H174V95ZM240 94V95H239ZM170 95H171V98H169L170 97ZM209 95V94H208ZM218 95V96H217ZM232 95V96H231ZM187 96H188V98H187ZM193 96H196V97H193ZM215 96V97H214ZM219 96H221L222 97V99L224 100V102L222 101V99H220L221 97H219ZM239 96H241V98L239 97ZM64 97V96H63ZM62 96L61 97H59V99L61 98H63ZM86 99H88V97H87V95L86 96H84ZM84 97H83V99H84ZM143 97V98H142ZM145 97V98H144ZM178 97H181V98H179L178 99ZM192 97H193V99H194V102L193 101H191V99H192ZM224 97V98H223ZM239 97V98H238ZM166 100H165V99ZM178 99V102H177V100H176V102H177V104L179 105V106H176V104H175V99ZM216 98H219V99H216ZM143 99H145V100H143ZM168 99V100H167ZM174 99V100H173ZM183 99V100H182ZM186 99H188V100H186ZM192 99V100H193ZM62 100H64V98L62 99ZM91 100V101H90ZM97 100L100 102V104L97 102ZM170 100V101H169ZM174 102H173V101ZM186 100V101H185ZM220 100V101H219ZM86 101V102H85ZM92 101H94V102H92ZM166 101V102H165ZM172 101V102H171ZM191 101V103H189ZM230 101V100H229ZM63 102V101H62ZM107 102V101H106ZM137 102V103H138ZM143 102V103H142ZM169 102H170V104L171 103H173V107H172V105H171V107H169L170 106V104H169ZM212 102L214 103V104H212ZM219 102V104H217ZM221 102V103H220ZM225 102H226V104H225ZM96 103V104H95ZM97 103L99 104V105H97ZM109 103H113V101L111 100V102L110 101H108L107 102V104H109ZM134 103H136V101L134 102ZM167 103V104H166ZM187 103H189V104H192L193 103V105H191V108H190V105L189 104H187ZM200 103V104H199ZM227 103H228V105H232V107L231 108H228V106H227ZM91 104V105H90ZM175 104V105H174ZM199 104V105H198ZM239 104V105H238ZM101 105V106H100ZM114 105V106H113ZM198 105V106H197ZM214 105V106H213ZM235 105V104H234ZM83 106V107H82ZM89 106H92L93 108H94V110H98L97 112H101V114L100 113H98L99 115H100V117H99V115L98 114H96V113H92V112H94V110L92 109V107H89ZM118 107L117 106V104L114 102L112 105H111V108H113V110H115L114 111V113L116 112V114H115V117H116V115L118 114L119 115V112L117 111L118 110V108H116V107ZM184 108H186V109H184ZM188 106V107H187ZM197 106V107H196ZM200 106H202L203 107V109H202V107H200ZM218 106H219V108H218ZM81 107H82V109H81ZM88 107L89 108H91L90 109V111L92 110V112H90V113H87V111L89 110L88 109ZM96 107V108H95ZM114 107H115V109H114ZM153 109H152V108ZM199 107L202 109V111H204V114H203V112L201 111L200 112V110L201 109H199ZM212 107V108H211ZM227 107V108H226ZM98 108V109H97ZM175 109V111H174V109ZM176 108H178V109H176ZM181 110H183V111H181ZM190 110H189V109ZM195 108V109H194ZM211 108V109H210ZM221 108H223V109H221ZM226 108V109H225ZM61 109V110H60ZM84 109V110H83ZM155 109V110H154ZM189 111H188V110ZM197 109L199 110V112L197 111ZM208 109H209V111H208ZM230 109H232V110H235V111H233V112H235V113H238V115H240V116H238V117H236V116H234V114L235 113H233V112H231V110ZM237 109V110H238ZM187 110V111H186ZM193 110V111H192ZM195 110V111H194ZM212 110H213V112H214V115H213V113H212ZM230 110V112H231V116L229 115V113L230 112H228ZM59 111H61V112H59ZM151 111V112H150ZM169 111V112H170ZM181 111V112H180ZM193 113H192V112ZM39 112V113H38ZM43 112V111H42ZM62 112H64V115H65V117L66 116H68V117H64V115L62 114ZM70 112H71V114H70ZM158 112V114L156 115V113ZM159 112H161L162 114H160ZM186 112L188 113V114H186ZM197 112H198V114H197ZM212 113V114H210V113ZM216 112V113H215ZM66 113H67V115H66ZM178 113V114H177ZM182 113H184L186 116H187V118H188V120H190V122L186 125V126H184L183 125V123L181 122V116L180 117H178L179 115H181ZM191 113V114H190ZM210 114V115H212V116H209V115H207L206 116V118H207V120L206 119H204L205 117V115L206 114ZM233 113V114H232ZM59 114V115H58ZM83 114V115H82ZM165 114V115H164ZM178 116H177V115ZM192 114H194V115H192ZM202 114V115H201ZM13 115L11 116L12 118H13ZM19 115V116H18ZM55 115V116H54ZM60 115H62V116H60ZM70 115V116H69ZM73 115V116H72ZM85 115V116H84ZM96 115H98V117L97 118H99V119H97L96 118ZM153 115H155V116H153ZM189 115V116H188ZM192 115V116H191ZM199 115H200V118H199ZM216 115V116H215ZM48 116V117H47ZM58 116H60V117H62V119L63 120H67L66 121V123L64 122L63 123V121L62 120H60L61 118H59ZM88 116V117H87ZM91 116V117H90ZM95 116V117H94ZM119 116H121V115H119ZM119 116H117L116 117V119L118 120V118H119ZM160 116V117H161ZM204 117V118H202V117ZM211 117V118H209V117ZM215 116V117H214ZM232 116H234L235 118H233ZM51 117L53 118V117H56V118H58V120L57 119H55V118H53V119H51ZM70 117V118H69ZM136 117V118H135ZM159 117V118H160ZM174 117V118H173ZM199 119H197V118ZM65 118V119H64ZM76 118V119H75ZM100 118H102V119H100ZM138 118V119H137ZM141 118V119H140ZM156 118V117H155ZM171 118V119H170ZM192 118V119H191ZM237 118H239V120H241V124L243 125L242 126V131L240 130V129H238L240 126H236V123H238V122H240V121H238V119ZM21 119V120H20ZM75 119V120H74ZM79 121H78V120ZM80 119H82V121L80 120ZM174 119V120H173ZM235 121H234V120ZM260 119H261V121H260ZM27 122H26V121ZM32 120V121H31ZM105 120V121H104ZM129 120H131L130 122L131 123H135L133 126H134V128H132V124H131V126H130V122H129ZM134 120V121H133ZM143 120V121H142ZM167 120L169 121V123H170V121L172 122V120L175 122H173L174 124H176L177 123V121H178V123H177V125H173V127H174V131H172L173 130V127H172V129L171 128H168V126L171 124H169L168 125V122H167ZM259 120V121H258ZM263 120V121H262ZM23 121H24V123H23ZM46 121V122H45ZM72 121V122H71ZM104 121V122H103ZM201 121V122H200ZM206 121V122H205ZM43 122V121H42ZM68 122V123H67ZM106 122V123H105ZM235 122V123H234ZM47 123V124H46ZM73 123V124H72ZM78 123V124H77ZM81 123V124H80ZM128 123H129V125H128ZM155 123V124H154ZM34 124V127L32 126ZM42 124V123H41ZM149 124V125H148ZM189 124H190V126H189ZM202 124H204V125H202ZM67 125V126H66ZM70 125V127H68ZM258 125V126H259ZM21 126V127H22ZM79 126V127H78ZM125 126V127H124ZM166 128V130H165V128ZM170 126H172V125H170ZM184 126V127H183ZM191 126L193 127V128H191ZM237 128H236V127ZM31 127V128H30ZM35 127L38 129V131L35 129ZM74 127V128H73ZM81 127V128H80ZM129 127V128H128ZM149 127H151L152 129H150ZM162 129H161V128ZM187 127V128H186ZM30 128V131H28V129ZM104 128L105 129H107V130H104ZM176 128V129H175ZM47 129V130H46ZM77 129V130H76ZM125 129V130H124ZM127 129H129V130H127ZM161 129V130H160ZM186 129V130H185ZM190 129V130H189ZM22 129L20 128L19 130H16V134H19V132L21 131ZM24 130H22V131H24ZM32 130V131H31ZM36 130V131H35ZM41 130H43V131H41ZM74 130V131H73ZM104 130V131H103ZM133 130V131H132ZM165 130V131H164ZM184 130V131H183ZM238 130H240L239 132L241 133V135H240V133L238 132ZM252 131L251 132V137L249 136L248 137V135L246 134V132L245 131ZM256 130H258V132L256 131ZM43 132V134L41 133V132ZM119 131H121V132H119ZM123 131H124V133L125 132H129L130 134H127V133H123ZM36 132H39L40 133V136H42L43 137V140L45 141V143H46V145H47V151H43V149H44V147H43V145L41 144L42 142H41V140L39 141V137L40 136H38L39 134L38 133H36ZM105 132V133H104ZM106 132H108V133H106ZM168 132L169 133H171V134H168ZM177 132V133H176ZM32 133V134H31ZM35 133V134H34ZM100 133V134H99ZM121 133H123L122 135H121ZM186 133V134H185ZM258 134V136H257V134ZM27 134V135H26ZM118 134H120V136H122V137H120ZM181 134V135H180ZM31 135V136H30ZM99 135H101L100 137H99ZM108 135V137H109V139H112L111 137H113V139L112 140H109L108 142H107V140H108V137H106ZM167 135H168V137H167ZM171 135V136H170ZM262 136V139H260V138H256V137H259V136ZM32 136H34V137H32ZM36 136H38L36 139H35V137ZM103 136V137H102ZM176 136V137H175ZM21 137H22V135H21ZM28 137V138H27ZM101 137L103 138V139H101ZM165 137V138H164ZM170 137V138H169ZM184 137V138H183ZM253 137V138H252ZM30 138V139H29ZM31 138H34V139H31ZM39 138V139H38ZM125 138V139H124ZM170 140H169V139ZM254 138H256V139H254ZM22 139H24V136H23V138ZM25 139V140H26ZM101 139V140H100ZM107 139V140H106ZM172 139V140H171ZM184 139V140H183ZM262 140L260 143H259V140ZM29 140V141H28ZM104 140V141H103ZM121 140V141H120ZM128 141L129 142V144H131V146L133 145V147H135V148H133V147H131L130 145H129V147L130 148H128V142H125V141ZM167 140V141H166ZM185 140H186V142H185ZM255 140H258V142H256ZM106 141V142H105ZM122 141H124L125 142V144H124V142H122ZM168 141H170V142H168ZM174 141V142H173ZM175 141H177V142H175ZM25 142V141H24ZM111 142H113V143H111ZM118 142H120L119 144H118ZM122 142V143H121ZM131 142V143H130ZM165 142V143H164ZM26 143V142H25ZM115 143H117V145L115 144ZM182 143V146L180 145ZM107 144V146H109L111 149H109V147H107V146H105ZM127 144V145H126ZM185 144V145H184ZM257 144V145H256ZM136 145V146H135ZM176 145L177 146H181V147H176ZM105 146V147H104ZM112 146H114V149L112 150ZM168 148H167V147ZM171 146V147H170ZM43 147V148H42ZM174 147V148H173ZM252 147H254V148H252ZM103 148V149H102ZM183 148V149H182ZM105 149V150H104ZM109 151H108V150ZM130 149V150H129ZM134 149H136V150H134ZM103 150H104V153L105 154H103ZM112 150V151H111ZM133 150V151H132ZM252 150V151H251ZM253 150H255V152L253 151ZM36 151H35V153H36ZM43 151V152H42ZM102 151V152H101ZM114 151V152H113ZM116 151V152H115ZM118 151V152H117ZM146 151H148V152H146ZM107 152H108V154L110 155V156H107L106 154H107ZM169 152V153H168ZM250 152V153H249ZM110 153H113V154H110ZM116 153H119V154H116ZM146 153H148V155L146 154ZM161 153V154H160ZM256 155H255V154ZM101 154L103 155V156H101ZM143 154V155H142ZM169 154V155H168ZM251 154H254L253 155V157L256 159H254L253 161L254 162H251V160L250 159H252V158H250V156L249 155H251ZM132 155V156H131ZM167 155V156H166ZM49 156V157H48ZM101 156V157H100ZM106 156H107V158H106ZM158 156V157H157ZM252 156V155H251ZM38 157H37V153H36V155H35V161H32V165H33V163H35L33 166L35 167V168H38L37 167V165L36 164H38L39 163V161L37 160L38 159ZM100 157V158H99ZM147 157V158H146ZM103 158V159H102ZM124 158V159H123ZM157 158V159H156ZM47 159V160H46ZM48 159H50L49 160V162H47L48 161ZM101 159V160H100ZM160 160V162H159V160ZM149 160V161H148ZM38 161V163H36ZM100 161V162H99ZM101 161H102V163H101ZM104 161H105V164H104ZM262 161V160H261ZM111 162H114V163H111ZM100 163V164H99ZM155 163V164H154ZM177 163V164H176ZM252 163H255L254 165L252 164ZM257 163V164H256ZM160 164H162V165H160ZM173 164V165H172ZM39 166H40V164H38ZM94 165H96V167L94 166ZM106 165H108V164H106ZM159 165V166H158ZM262 168H264V160H263V163L262 162H260V164H259ZM173 166V167H172ZM177 166V167H176ZM95 167V168H94ZM102 168V167H104V168H102V170L101 171H98V169L97 168ZM175 167V168H174ZM184 167H186V168H184ZM34 168V170H35V172H37L38 173V175L35 173V175H37L39 178H43V179H45L46 177H45V175L40 171V169H35ZM100 168V169H101ZM112 168V167H111ZM155 168V169H156ZM162 168V169H161ZM244 169L248 174L247 175H249L250 176V178H244V176H243V173L241 172V171H239L240 169ZM95 169V170H94ZM99 169V170H100ZM185 169V170H184ZM37 170V171H36ZM38 170L40 171V174H39V172H38ZM51 170V171H50ZM107 170V171H106ZM113 170V169H112ZM111 170V172L110 173H112L113 172V174H112V178H115L116 177V175H118L117 174V171L115 170V172H114V170L112 171ZM68 171V172H67ZM168 171V172H167ZM187 171V172H186ZM239 171V172H238ZM54 172V173H53ZM64 172V173H63ZM69 172H70V174H69ZM98 172H101V173H98ZM202 174H201V173ZM42 173V174H41ZM62 173V174H61ZM189 173H191V174H189ZM196 173V174H195ZM239 173H241V174H239ZM52 174H54V175H52ZM62 176H61V175ZM64 174V175H63ZM98 174H99V176H98ZM173 174V175H172ZM176 176H175V175ZM183 174V175H182ZM189 174V175H188ZM19 175H22V180L23 179H25V175L23 176V173L21 172ZM101 175H103V177L101 176ZM111 175V174H110ZM110 175H108V176H110ZM113 175H115V176H113ZM185 175V176H184ZM192 175H194L195 176V178H193L194 176H192ZM229 175H231L230 177H229ZM176 177V179H175V177ZM182 178H181V177ZM191 176V177H190ZM9 177L10 176H8V178H7V176L5 177V179H9ZM45 177V178H44ZM53 177V178H52ZM62 177H64V178H62ZM69 177V178H68ZM117 177H119L117 180H120V176H117ZM116 177V178H117ZM153 177H154V179H153ZM164 177H166V178H164ZM179 177V178H178ZM262 177V178H261ZM104 178V179H103ZM115 178V179H116ZM165 180H164V179ZM168 178V179H167ZM204 178V179H203ZM261 178V179H260ZM10 179H11V177H10ZM115 179H113V180H115ZM163 179V180H162ZM167 179V180H166ZM174 179V180H173ZM179 179V180H178ZM184 179H185V181H184ZM232 179V180H231ZM246 179H249V180H246ZM12 180V179H11ZM96 180H98V181H96ZM116 180V181H117ZM171 180V181H170ZM183 180V181H182ZM199 180V181H198ZM206 180H209V182H206ZM232 182H231V181ZM10 181V180H9ZM8 181V183L10 184V186H11V188L12 189H14V188H16V187H14V185H12L10 182ZM59 181H61V182H63V183H59ZM70 182V183H68V182ZM101 181V182H100ZM107 181V180H106ZM188 181V182H187ZM258 181L260 182V183H258ZM56 183V184H54V183ZM104 182V183H103ZM172 182V183H171ZM184 182V183H183ZM202 182V183H201ZM67 183V184H66ZM118 183V182H117ZM171 183V184H170ZM182 183V184H181ZM210 183V184H209ZM213 183V184H212ZM215 183V184H214ZM61 185V186H63V188L62 187H56V186H59V185ZM95 184H101V187L99 186V185H97L98 187H99V189L97 188V186L95 185ZM119 184V183H118ZM187 184V185H186ZM190 184V185H189ZM260 184V185H259ZM65 185H66V187H65ZM68 185V186H67ZM71 185V186H70ZM90 185H93V187L92 188H94V189H96V194H94L91 190H93V191H95L94 189H92V188H90L89 186ZM201 186V188L199 187V186ZM234 185V186H233ZM13 186V187H12ZM52 186L50 187V188H52ZM55 186V187H54ZM105 186V185H104ZM142 184L141 183H139V186H138V188L139 187H141V189H137V191H142L143 193L144 192H146L144 189L145 188H143L142 189ZM160 186V185H159ZM182 188H181V187ZM194 186V187H193ZM213 186V187H212ZM230 186H232L231 188H230ZM103 187V188H102ZM144 187V186H143ZM160 187V188H161ZM197 187H198V189H197ZM205 187V188H204ZM209 187V188H208ZM211 187V188H210ZM236 187V188H235ZM50 188H48L49 190H47V191H45V192H48V193H50ZM56 188V189H55ZM66 188V189H65ZM72 188V189H71ZM110 189V187H107V185H106V194L105 195H108L107 193L109 192V189ZM200 188V189H199ZM61 189H60V191H61ZM70 189H71V191L73 192H71L70 191ZM188 189V190H187ZM205 190V192H204V190ZM211 191V194H210V196L211 195H213V196H211V197H209V194H208V192L210 193V191ZM212 189V190H211ZM144 190V191H143ZM165 190V189H164ZM167 190V189H166ZM194 191V193H193V191H192V193L190 192V191ZM195 190H197V192H195ZM235 190V191H234ZM253 190V192H251ZM51 191V193L53 194V197L51 196V198H49V201L47 200V198L48 197H50V196H48V197H46V198H44L43 196H42V207H44V206H46V208H48V213L49 214H55V211H57L56 213H57V215H59L60 214V212H61V210H62V206L64 205V200H63V198H61L60 196V198L58 197V193H59V191H57L56 190V193L55 192H52ZM103 191V192H104ZM212 191H214L213 193H212ZM239 191H241V192H239ZM142 192H141V194H142ZM219 194H218V193ZM198 195H197V194ZM76 194V195H75ZM145 194V193H144ZM188 194V195H189ZM204 194V195H203ZM208 194V195H207ZM221 194V195H220ZM253 194H255V195H253ZM262 194V193H261ZM57 195V196H56ZM60 195V194H59ZM74 195V196H73ZM84 195V196H83ZM140 195V194H139ZM206 195V196H205ZM215 195H217L218 197H216ZM223 195V196H222ZM82 196V197H81ZM130 196V195H129ZM144 195L142 194L141 195V197H138V200H140L141 202H143L142 201V199L144 200L145 198V196L143 197ZM197 196V197H196ZM208 196V197H207ZM220 196V197H219ZM57 197V198H56ZM76 197V198H75ZM132 196H130V199H133V198H131ZM224 197V198H223ZM227 197V198H226ZM54 198H55V200H54ZM80 198V199H79ZM86 198V199H85ZM128 198V197H127ZM217 198V199H216ZM230 198V199H229ZM245 198V199H244ZM46 200V203L48 204L49 203V205L50 204H52L53 206H47V204L45 203V204H43L44 203V201ZM51 199V200H50ZM57 199H60L61 200V203L59 202L58 203V200ZM136 199V198H135ZM210 201H209V200ZM212 199L213 200H215V201H212ZM223 199V200H222ZM226 199V200H225ZM229 199V200H228ZM57 200V203H55V201ZM59 200V201H60ZM83 200V202H81ZM96 200V199H95ZM138 200H136L137 201V203H138ZM52 201V202H51ZM91 201V200H90ZM100 201V202H99ZM165 201H167V200H165ZM209 201V202H208ZM220 201V202H219ZM229 201V202H228ZM251 201V202H250ZM93 202H95V203H93ZM93 202L90 204V206L92 205V204H94L92 207H93V209H94V206L98 209L99 207V210L98 211H100V210H103L101 207H103V206H101V205H98V203L96 202V201H94L93 200ZM215 202H216V204H215ZM140 203V202H139ZM88 204V205H89ZM99 206H97V205ZM219 205V206H218ZM227 205H229V207H227ZM248 205V206H247ZM55 206V207H54ZM52 207V208H51ZM91 207V208H92ZM137 208H138V205L136 206ZM205 207V208H206ZM255 207V208H254ZM45 208V207H44ZM43 208V209H44ZM51 208V209H50ZM90 208V209H91ZM95 208V209H96ZM131 208V207H130ZM134 208V207H133ZM216 208V209H215ZM42 209V210H43ZM50 209V210H49ZM54 211H53V210ZM61 209V210H60ZM88 209H89V207H88ZM128 209V208H127ZM136 209V208H135ZM135 209H129V210H131V212H132V214L134 215V211L133 210H135ZM53 212H52V211ZM60 210V211H59ZM124 210H126V208L124 209ZM124 210H122V211H124ZM128 210V211H129ZM141 209H139V211H140ZM162 210H164V209H162ZM162 210H160L161 212H162ZM44 211H46V209L45 210H43V212ZM46 211V212H47ZM49 211H51V213L49 212ZM88 211V210H87ZM121 211V210H120ZM137 211H138V209H137ZM195 211V210H194ZM201 211V212H200ZM228 211L229 212H231V213H228ZM45 212V213H46ZM83 212V211H82ZM118 212H119V210H118ZM130 212V211H129ZM143 212H145V211H143ZM142 212V210L140 211V213H135V214H138V216H139V214H140V216L139 217H142L144 214H147L146 215V217L147 216H151V214H148V213H143ZM165 212L167 213L168 211H167V209H165ZM84 213V212H83ZM89 213H92V212H85L84 213V215L82 216L81 214V216L82 217H80V218H85L86 220H84V218H83V223H85L86 224V222H87V224H86V226H88V223H91L92 222V220H91V217H90V214ZM121 213V212H120ZM120 213H118L119 215H120ZM127 212H125V214H126ZM163 213V212H162ZM161 213V214H162ZM194 213V212H193ZM199 213V214H198ZM200 213H207V214H209V215H204L203 214V216H202V214H200ZM212 213V214H211ZM227 213H228V215H227ZM86 214V215H85ZM97 214V210H96V213H95V215ZM98 214H99V212H98ZM159 214H160V212H159ZM160 214V216H162V217H165V215H167V214H165V215H161ZM168 214H169V212H168ZM211 214V215H210ZM78 214H75V216H77ZM89 215V216H88ZM215 217H213V216ZM227 215V216H226ZM233 215V216H232ZM257 216L256 218H255V216ZM79 216V215H78ZM78 216H77V219L79 220V218H78ZM92 216H93V213H92ZM98 216H100L101 217V214L100 215H98ZM118 216V215H117ZM121 216H122V214H121ZM135 216V215H134ZM243 216H246V217H243ZM98 218V219H101V218ZM124 217V218H123ZM167 217V216H166ZM209 217H211V218H209ZM230 217V218H229ZM92 218H94V217H92ZM119 218H120V216H119ZM121 218H123V219H121ZM120 219L121 220H123V222H126L127 224H125V225H129L128 223V220H125V219H127L126 218V216L124 215V216H122ZM143 218H145V216H143L142 217V219ZM213 218V219H212ZM76 219V220H77ZM96 219H97V217H96ZM95 219V221H96V223L95 224H97V222H98V220H96ZM147 219H148V222L149 221H151V223L153 222L152 220H150V219H152V218H145V220L147 221ZM263 219V220H262ZM77 220V221H78ZM120 220V221H121ZM80 221V220H79ZM78 221V222H79ZM82 221V220H81ZM86 221V222H85ZM103 224L105 223L103 220H100ZM210 221V222H209ZM123 222H122V224H123ZM147 222V223H148ZM214 222V223H213ZM234 222H236V223H234ZM99 223V222H98ZM102 223H99V225H101V226H99L98 224L96 225V226H99L98 228L94 225V230L93 229H91L90 230V228H86V229H89V230H86L87 232L89 231V232H91L92 234H90L89 232V234H90V236L92 237V238H94L95 239V236H97V237H99V239L101 238V235L100 234H104L105 232H107V233H109V232H112V231H114L113 229L115 228L116 229V227H114V228H112L109 224H105V225H103ZM207 223H208V226L210 227L209 229L211 230L210 232H209V229H208V226H207ZM234 223V224H233ZM149 224V223H148ZM211 226H210V225ZM90 225H93V222L91 223V224H89V226ZM109 225V226H108ZM150 225H153V223L152 224H150ZM149 225V228L151 229V226ZM105 226V227H104ZM130 226V225H129ZM205 226V227H204ZM213 226V227H212ZM91 227V226H90ZM107 227H109V228H107ZM110 227L112 228V231H110L111 229H110ZM253 227H255V226H253ZM92 228H93V226H92ZM103 228H105V230H103ZM251 228V229H250ZM95 229H97L98 230V232H97V230H96V233H94L95 232ZM103 230L104 232H102V233H99L100 232V230ZM203 229H205V230H203ZM92 230H93V232H92ZM109 230V231H108ZM153 230V226H152V229H151V231ZM116 231V230H115ZM152 232H154V231H152ZM193 232V233H192ZM207 232V233H206ZM212 232V233H211ZM243 233V234H242ZM94 234V235H93ZM97 234V235H96ZM239 235V236H238ZM103 236V235H102ZM196 236V237H195ZM245 238H244V237ZM90 237V238H91ZM96 237V238H97ZM195 237V238H194ZM228 237V238H227ZM232 237H233V239H232ZM236 237L239 239H236ZM106 239V235L104 234V236L101 238V244L103 245V243H104V241H105V239ZM214 240H212V239ZM241 238H243V240H241ZM77 239V240H76ZM76 239H74V241L75 242H73V245L71 244V249H72V256L70 255L69 256V259L71 260V262H73L74 261V257H75V259L77 258V259H82V257L85 255L84 254V252H83V250L85 249V246L83 247L82 246V244H83V242L82 243H80V242H78L79 241V239L78 238H76ZM186 239H188V238H186ZM235 239V240H234ZM104 240V241H103ZM228 240V241H227ZM241 240V241H240ZM95 241V240H94ZM97 241V243H95V245H93L92 244V248H93V246H94V248H96V247H98V245L100 246V248H101V244H99L100 243V240H96ZM95 241V242H96ZM226 241V242H225ZM230 241V242H229ZM77 242H78V244H77ZM191 242H194V243H191ZM223 242V243H222ZM54 243V242H53ZM79 243H80V245H79ZM91 243H93V242H91ZM212 243V244H211ZM234 243V244H233ZM237 243V245H235ZM57 244V243H56ZM56 244L55 245H52V242H51V245L53 246V248H51L50 247V249H52V255H54L53 256V258L54 259H56V257H57V260L58 261H64V260H62L63 258L62 257H65L64 256V254L62 255L61 254V252H60V250H59V248H57L58 249V251H57V249H56ZM211 244V245H210ZM59 245V244H58ZM77 245V246H76ZM86 245V244H85ZM227 245V246H226ZM234 245V246H233ZM241 247H240V246ZM96 246V247H95ZM176 246V245H175ZM208 246V247H207ZM214 246V247H213ZM243 246V247H242ZM81 247V248H80ZM82 247L84 248V249H82ZM90 247H91V245H90ZM185 247V248H186ZM213 247V248H212ZM236 247V248H235ZM176 248V247H175ZM184 248V249H185ZM202 248V249H201ZM209 248V249H208ZM243 248V249H242ZM184 249L182 250V251H184ZM194 249V250H193ZM212 249H213V251H212ZM234 249H236V250H239L238 251V253H237V251H233ZM205 250H207V251H205ZM58 252L60 255H58V253L57 254H55V252ZM208 254H207V253ZM214 252V253H215ZM76 253V254H75ZM83 253V254H82ZM185 253V252H184ZM241 253H242V255H241ZM82 254V255H81ZM192 254L193 255H195V256H192ZM58 255V256H57ZM77 255H79V256H81V257H78ZM67 256H68V254H67ZM66 256V258H64L65 259V261L66 262H69V261H67L68 260V257ZM77 256V257H76ZM85 256H87V255H85ZM183 257L185 256L184 254L182 255ZM222 256V257H221ZM62 258L61 260H60V258ZM72 257V258H71ZM105 258L107 257V256H104ZM181 257V256H180ZM179 257V258H180ZM188 257H185V259L183 258V259H181L182 261H185ZM194 257H196V259L197 260H195L194 259ZM205 257V258H204ZM241 257V258H240ZM247 257V258H246ZM87 258V257H86ZM101 258V257H100ZM99 258V259H100ZM248 258L250 259V261L248 260ZM79 259V261H78V263H81V260ZM102 259H104L103 257L101 258V262L103 263V264H105L104 263V261L102 260ZM205 259H206V261H205ZM234 259V260H233ZM238 259V260H237ZM83 260H85L86 261V259H83ZM107 260V262L110 264V262H111V260H110V262L108 261V258L106 259ZM106 260H105V262H106ZM196 262H195V261ZM219 260V261H218ZM248 260V261H247ZM56 261V260H55ZM56 262V263H60V262ZM235 261V262H234ZM24 261H22V263H23ZM67 263V264H72V263ZM107 262H106V264H107ZM62 263H64V262H62ZM74 263V262H73ZM185 263H186V261H185ZM188 263V262H187ZM186 263V264H187ZM26 264V263H25ZM61 264V263H60ZM66 264V263H65ZM77 264V263H76ZM81 264H84V261H82V263ZM209 264V263H208ZM231 264V263H230Z\"/></svg>",
  "mask_w": 264,
  "mask_h": 264
},
{
  "label": "clouds",
  "instance_id": "obj_3",
  "mask_svg": "<svg viewBox=\"0 0 264 264\" xmlns=\"http://www.w3.org/2000/svg\"><path fill=\"white\" fill-rule=\"evenodd\" d=\"M19 238L12 234L8 221L0 218V252H12L16 249Z\"/></svg>",
  "mask_w": 264,
  "mask_h": 264
}]
</instances>
